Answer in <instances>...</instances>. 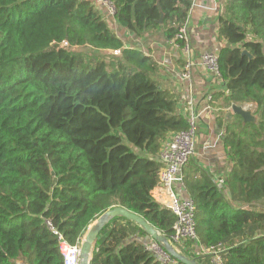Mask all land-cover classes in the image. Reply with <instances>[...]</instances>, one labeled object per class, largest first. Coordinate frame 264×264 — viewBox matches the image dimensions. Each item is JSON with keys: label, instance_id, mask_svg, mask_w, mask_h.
<instances>
[{"label": "trees", "instance_id": "16d2710c", "mask_svg": "<svg viewBox=\"0 0 264 264\" xmlns=\"http://www.w3.org/2000/svg\"><path fill=\"white\" fill-rule=\"evenodd\" d=\"M111 1L129 33L161 31L184 46L177 34L192 0ZM217 33L224 102L254 103L255 119L233 114L225 126L223 188L201 166H183L197 239L176 247L209 264L193 244L222 242L223 264H264V205H257L264 204V0H226ZM156 69L151 55L124 45L92 0H0V264H63L47 224L79 244L115 206L170 239L175 216L152 190L162 144L188 129V116L153 78ZM145 236L113 218L91 264H181L163 262Z\"/></svg>", "mask_w": 264, "mask_h": 264}, {"label": "crops", "instance_id": "0c3cea01", "mask_svg": "<svg viewBox=\"0 0 264 264\" xmlns=\"http://www.w3.org/2000/svg\"><path fill=\"white\" fill-rule=\"evenodd\" d=\"M225 1L192 0L186 18L187 52L178 45L168 43L161 31L144 33L141 36L129 33L119 25L114 16L109 15L103 6L98 4L106 23L122 39L125 46H136L156 61L157 69L152 76L161 87L168 88L175 94L179 113H185L187 116L191 112L198 114L195 150L188 162L207 170L217 186L218 181L223 180L230 168L223 135L225 126L236 113L233 111V105L224 102V93L227 90L224 81L202 66L200 56L206 52L217 54L224 44L218 39L217 24ZM186 61L191 62L189 80L181 79L179 74ZM208 96L211 97L209 101ZM236 106L246 111L250 120H253L254 103H241ZM219 187L223 188V184ZM176 189L179 190L178 185ZM182 193L189 195L186 188ZM152 196L155 201L166 207L165 194L158 186L153 188ZM261 204L264 205L261 202L257 203L258 206ZM135 236L139 238L137 233ZM143 239L146 242L150 241L147 236ZM198 247L195 245L193 251L196 252Z\"/></svg>", "mask_w": 264, "mask_h": 264}, {"label": "built area", "instance_id": "2783aa9c", "mask_svg": "<svg viewBox=\"0 0 264 264\" xmlns=\"http://www.w3.org/2000/svg\"><path fill=\"white\" fill-rule=\"evenodd\" d=\"M95 3L103 6L109 15L114 16L115 6L111 0H92ZM179 39L184 40L182 46L185 52L188 51L187 30L186 24L180 29L177 34ZM168 43L174 44L172 41ZM66 46L67 43L63 42ZM118 53V51H115ZM217 54L214 52H206L200 56V63L206 69L210 70L214 75L220 76L217 64ZM191 62L186 61L181 69L180 78L184 80L190 79ZM210 96L207 97L209 101ZM198 114L191 112L188 116V129L184 131L174 132L163 142L161 150L158 154L162 167L159 172V178L156 186L163 190L166 197V208L175 216L173 232L169 241L176 247L182 245L185 240H196V220L193 199L189 195H184L185 190L182 176V168L188 162L195 150L196 138V121ZM219 186H222L223 180L218 181ZM179 186L177 191L176 186ZM48 223V222H47ZM51 232L56 238L59 252L62 256L63 264H77L79 244H70L62 235L61 232L47 224ZM146 247L163 262L172 261V257L168 255L159 244L150 240ZM177 248V247H176ZM228 247L217 242L208 247L199 246L195 252L198 255L207 257L209 264H223V254Z\"/></svg>", "mask_w": 264, "mask_h": 264}, {"label": "water", "instance_id": "95a60500", "mask_svg": "<svg viewBox=\"0 0 264 264\" xmlns=\"http://www.w3.org/2000/svg\"><path fill=\"white\" fill-rule=\"evenodd\" d=\"M159 22H161V18ZM242 54H245L251 58V54H249V52L246 50H243ZM232 108L233 111L236 114L241 115L245 121L250 120L249 114L242 108H239L236 105H233ZM115 217H122L125 220L136 224L142 230V232L146 234L147 237H149L150 240L159 244L168 255L179 261L181 264H201L198 262L197 258L187 256L179 249L174 247V245L163 233L159 232L142 216L122 206H115L107 209L89 225L79 243L77 264H91L93 251L101 231Z\"/></svg>", "mask_w": 264, "mask_h": 264}, {"label": "rangeland", "instance_id": "374dc122", "mask_svg": "<svg viewBox=\"0 0 264 264\" xmlns=\"http://www.w3.org/2000/svg\"><path fill=\"white\" fill-rule=\"evenodd\" d=\"M254 118H255V117H253L252 119L254 120ZM124 140H125V139H124ZM124 142H126V140H125ZM134 149H135V148H134ZM193 246H195V244H193ZM177 249H178V248H177Z\"/></svg>", "mask_w": 264, "mask_h": 264}]
</instances>
